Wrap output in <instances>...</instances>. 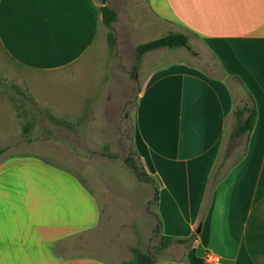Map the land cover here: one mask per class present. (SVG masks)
I'll use <instances>...</instances> for the list:
<instances>
[{
  "label": "crops",
  "instance_id": "1",
  "mask_svg": "<svg viewBox=\"0 0 264 264\" xmlns=\"http://www.w3.org/2000/svg\"><path fill=\"white\" fill-rule=\"evenodd\" d=\"M144 4L153 23L171 24L196 42L199 56L217 60L236 92L235 100L225 82L176 62L153 72L138 94L134 137L159 179L161 233L191 240L170 264H207V252L218 264H264V0ZM102 24L96 0H0V52L26 70H59L95 47ZM247 103L255 124L219 176L233 111ZM100 218L96 197L65 169L31 156L0 161V264H108L66 256L82 250L78 235Z\"/></svg>",
  "mask_w": 264,
  "mask_h": 264
},
{
  "label": "rangeland",
  "instance_id": "2",
  "mask_svg": "<svg viewBox=\"0 0 264 264\" xmlns=\"http://www.w3.org/2000/svg\"><path fill=\"white\" fill-rule=\"evenodd\" d=\"M144 1L96 0L98 9L107 5L117 19L110 28L102 24L95 47L65 68L34 72L0 52V149L5 148L0 161L31 156L65 169L99 203L98 227L78 235L82 250H67V257L94 256L108 264H121L131 259L130 247H137L152 256L153 264H170L178 258L184 249L180 244L161 248L159 179L145 169L136 148L138 94L153 72H170L175 70L173 63L187 62L225 82L236 97L233 79L217 60L191 55L183 47L144 55L133 73L138 44L179 30L167 22L153 23ZM109 32L115 38L114 48L107 42ZM189 44L199 47L193 40ZM236 139L227 138L219 154L214 170L219 176L243 153L246 138Z\"/></svg>",
  "mask_w": 264,
  "mask_h": 264
},
{
  "label": "trees",
  "instance_id": "3",
  "mask_svg": "<svg viewBox=\"0 0 264 264\" xmlns=\"http://www.w3.org/2000/svg\"><path fill=\"white\" fill-rule=\"evenodd\" d=\"M99 11L102 17V23L107 28H110L112 23L117 19L116 12L107 5L101 6ZM107 42L111 48L115 47V38L111 32L107 34ZM181 47L185 48L192 55L197 56V53L189 44L188 35L180 32L168 31L162 37L138 44L135 47V59L132 66L133 73L137 70L142 57L146 53L162 48L176 49ZM16 90L19 91L18 88H16ZM233 116L235 119V125L229 136L230 142L240 137L242 134H248L251 132L257 117L256 108L253 104H244L241 107L235 108L233 111ZM4 150L5 148L0 149V155L4 152ZM125 162L129 163L133 169L136 168L130 158H126ZM153 177L157 180L156 176ZM160 242L161 248L168 246L172 242L186 245L191 244V240L189 238L173 239L172 237L166 235H162ZM130 253L132 256L131 259L127 261L124 260L121 262V264H153L152 256L137 247H130Z\"/></svg>",
  "mask_w": 264,
  "mask_h": 264
},
{
  "label": "built area",
  "instance_id": "4",
  "mask_svg": "<svg viewBox=\"0 0 264 264\" xmlns=\"http://www.w3.org/2000/svg\"><path fill=\"white\" fill-rule=\"evenodd\" d=\"M204 258L207 264H218L217 257L209 252L205 254Z\"/></svg>",
  "mask_w": 264,
  "mask_h": 264
}]
</instances>
